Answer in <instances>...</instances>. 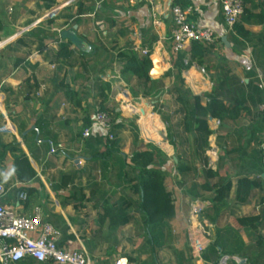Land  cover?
<instances>
[{
  "label": "crops",
  "instance_id": "1",
  "mask_svg": "<svg viewBox=\"0 0 264 264\" xmlns=\"http://www.w3.org/2000/svg\"><path fill=\"white\" fill-rule=\"evenodd\" d=\"M187 1L188 21L213 31L217 41L201 67L193 64L182 73L184 88L193 96L214 94L226 107L238 104V119L221 123L209 118L211 135L201 153L194 136L184 131L183 112L172 95L173 80H166L163 92L150 98V104L159 103L168 112L175 147L166 141L171 148L168 153L145 141L157 136L155 125L142 130L145 139L138 135L135 141L131 126L122 121L114 131L119 152L105 162L97 156L104 146L96 141L104 133L92 128L87 139L81 133L92 127L96 109L112 108L118 99L124 102V114L135 115L129 97L119 96L133 84L131 77L120 74L119 54L133 48L149 50L152 68L160 73L152 80L162 79L170 70L169 9L173 0H0V143L16 141L37 177L19 183L12 155L6 152L0 162V183L6 194L0 203L21 216L41 210L42 219L59 232L60 240L64 238L63 248L82 251L89 264H114L118 258L131 264L120 254L123 246L145 244L144 225L135 207L137 197L120 177L119 160L128 164L135 152L150 143L170 162L175 158V165L179 158L190 171L181 176L174 166L170 177L173 215L164 222L163 247L155 258L148 247L136 252L140 264H216L221 253L238 259L229 264H264V157L260 149L264 136V0H244L238 26L247 32L246 38L226 32L220 0ZM153 37L157 38L154 43ZM61 45L66 46L64 51ZM87 121L90 127L83 128ZM49 142L54 154H50ZM210 150L217 153L214 176L206 173ZM241 178L260 184L244 204L236 202ZM221 182H230L231 188L226 204L215 213L213 188ZM192 185L197 187L196 197L187 195ZM20 193L26 194L25 201L19 199ZM122 199L134 203L129 209L131 220L109 232L107 220L100 221L99 216L106 204ZM194 201L207 204L203 218L212 232L200 260L192 257L187 236L189 203ZM249 218L254 219L252 224H239ZM65 227L62 234L60 229ZM135 229L140 236H135ZM213 243L217 244L215 252L209 249ZM4 245L0 241L1 249ZM18 264L52 263L26 259Z\"/></svg>",
  "mask_w": 264,
  "mask_h": 264
},
{
  "label": "trees",
  "instance_id": "2",
  "mask_svg": "<svg viewBox=\"0 0 264 264\" xmlns=\"http://www.w3.org/2000/svg\"><path fill=\"white\" fill-rule=\"evenodd\" d=\"M172 6L186 9L189 6V2L187 0H173ZM233 29L237 35L246 38L247 32L238 26V24ZM156 39L153 37L152 42L154 43ZM211 45L192 42L188 52H181L175 56L171 55L170 70L163 75L162 79L158 80H152L149 77L152 65L148 57H139L131 51L123 52L118 56L121 76H129L133 79V84L129 88L133 99L157 97L164 90V82L166 80H173L172 95L175 96L174 102L180 105L182 109L184 131L191 137L192 135L194 136L197 148L203 154L207 148V139L211 135L207 123L208 119L211 118L221 123L223 121H234L238 119L240 110L238 104L233 107H226L214 94L198 97L193 96L184 88L182 73L187 71L193 64L201 67ZM65 49L66 46H60V51H64ZM99 109L107 112L111 116L113 123L110 131L113 134V140H107L104 135L96 138V141L104 146L103 153L97 154V156H103L106 162L113 154L116 155L119 152V140L116 138L114 131L122 126V120L120 119V113L116 112L115 108L101 106ZM130 126L133 138L137 141L138 133L136 132V126L134 124ZM87 127H90L89 121L83 126V128ZM167 141L170 146L175 147V138L170 134L167 135ZM6 152L12 155L15 177L19 183L27 184L37 178L27 156L16 141L11 142L9 145L0 143V162L3 161ZM119 161L122 168L120 177L122 176L124 183L130 186L131 191L137 197L135 207L144 225L146 236L144 247L147 246L151 251V257L155 258V253L163 247L165 219H171L173 215L174 191L169 175L171 169L170 160L159 148L153 144H147L130 157L128 164H124L121 160ZM178 161L175 169L179 175L184 176L190 169L188 166L183 165L179 158ZM167 167L168 169L166 170ZM206 173L208 176H214L210 169ZM254 187H260V184L246 178L239 179L237 182L236 202L244 204ZM230 188V182H221L214 186L215 197L212 200V204L215 213H218L226 204ZM202 189L206 190L207 187L202 186ZM19 191L24 192V189H20ZM196 192L197 187L192 185L187 191V195L196 197ZM132 205L134 203L123 199L113 205L106 204L99 216V220H107V231L115 232L119 228L129 224L131 220L129 209ZM252 222H254L252 218L239 220V224L242 225L252 224ZM66 230L67 228L65 227L60 229V232L65 234ZM63 244L64 238L59 239L58 246L63 247ZM216 247V243L209 245V249L213 252H215ZM223 255L228 254H219L218 260ZM129 260L131 261L130 258Z\"/></svg>",
  "mask_w": 264,
  "mask_h": 264
},
{
  "label": "built area",
  "instance_id": "3",
  "mask_svg": "<svg viewBox=\"0 0 264 264\" xmlns=\"http://www.w3.org/2000/svg\"><path fill=\"white\" fill-rule=\"evenodd\" d=\"M220 12L226 32L234 34V26L239 23L244 14V0H220ZM190 9H181L179 6H171L169 15L171 18V32L169 37L170 50L172 55L181 52H188L192 42L213 44L217 37L210 29L199 27L188 21L187 16ZM8 42V40L3 43ZM2 47V43H0ZM139 57H151V52L147 49L133 48L131 50ZM184 63H186L184 61ZM204 75V70H199ZM126 95L124 89L119 92ZM117 103V102H115ZM120 107L124 104L119 99ZM113 126L111 116L100 109H96L92 119V127L82 132V138L87 139L91 134V129L95 128L104 133L107 140H113L110 133ZM50 154L56 152L53 144L48 143ZM261 153L264 157V136L260 144ZM208 162L207 169L213 170L217 163V153L215 150L206 152ZM6 190L0 183V201L5 196ZM19 199L26 200V194L20 193ZM207 204L201 201L189 203V214L187 219V236L192 257L200 260L204 250L211 241V226L203 218ZM60 234L48 222L42 219L41 210L36 208L32 215L21 216L5 209L0 203V241L5 242L0 248V263L18 264L26 259H31L36 263L50 262L52 264H89V260L82 251H67L58 246ZM235 257L223 255L216 264H229L230 261H237ZM114 264H128L127 259L118 258Z\"/></svg>",
  "mask_w": 264,
  "mask_h": 264
},
{
  "label": "rangeland",
  "instance_id": "4",
  "mask_svg": "<svg viewBox=\"0 0 264 264\" xmlns=\"http://www.w3.org/2000/svg\"><path fill=\"white\" fill-rule=\"evenodd\" d=\"M9 12H10V10H9ZM8 16L10 18L12 17V15H8ZM169 52H170V56H171L172 55L171 54L172 53L171 50H169ZM127 94L129 96V99H130V101H129L130 104H132V105H141L142 103H144V105H146L148 107L149 112L152 114V117H149V118L146 117V119L144 121H140V123H138L139 122V115L135 114V115L128 116V115L124 114V112L122 110V107L119 106L120 103L113 102V104H112L113 107L112 108H115V107H116V109L118 108V112L120 113V119L122 121H124L125 124H127L129 126L131 124H134L136 126V132L138 133L140 138L145 139L144 136H143V131L147 130V129H151V126L153 127V125L158 127L159 131L162 130L163 133L165 132L166 136L168 134H170L172 137H175V129H174L173 125H171V123L169 121V118L167 117L168 112H166L164 109H161L160 105H158L159 104L158 102H157L158 104L156 106L154 104H150V102H151L150 98H147V99H140V98L133 99L131 94H130V91H128V90H127ZM131 110H132V112L135 113V108L134 107H132ZM158 132H157V136H155V137L152 136L151 138H149V140L145 139V141L152 142L153 144H156L158 147H160L165 152L170 153L171 152V148L165 142H163L162 139L159 138ZM169 163H170V165L172 167L170 169V173H169V175L171 177L172 176V172L174 170V166H176L175 165L176 162L173 161V164H172V162H169ZM171 179H172V177H171ZM129 230H130V232H132V228H130ZM138 231L140 232V230H138V229L133 230V232H135V236L136 237L140 236ZM140 243L141 242L136 244V243L133 242L132 245L123 246V248L121 250V253H120L121 256H125L127 258H130L131 259V262H130L131 264H140V261L137 260V258L139 256L136 255V252L137 253H139L141 251L145 252L147 250L146 249L147 246L144 247V243L139 245ZM142 246L144 248H142Z\"/></svg>",
  "mask_w": 264,
  "mask_h": 264
},
{
  "label": "bare ground",
  "instance_id": "5",
  "mask_svg": "<svg viewBox=\"0 0 264 264\" xmlns=\"http://www.w3.org/2000/svg\"><path fill=\"white\" fill-rule=\"evenodd\" d=\"M134 106H135V114L139 115L140 121H144L146 119V117L147 118L152 117L151 113L149 112L148 107L146 105H144V103H142L141 105H134ZM160 132H162V130H160L158 132V136L160 139H162L161 136L159 135ZM163 142H165V141H163Z\"/></svg>",
  "mask_w": 264,
  "mask_h": 264
},
{
  "label": "water",
  "instance_id": "6",
  "mask_svg": "<svg viewBox=\"0 0 264 264\" xmlns=\"http://www.w3.org/2000/svg\"><path fill=\"white\" fill-rule=\"evenodd\" d=\"M222 42L224 43L225 42V39H222ZM158 73L159 72H157V70L155 68H152L150 70V72H149V77L150 78H154V77H156V76H158L160 74V73L159 74ZM159 135L161 136V138L163 139V141H165V142L167 141V138H166V136H165V134L163 132H160ZM173 161L176 162V159L173 158Z\"/></svg>",
  "mask_w": 264,
  "mask_h": 264
}]
</instances>
